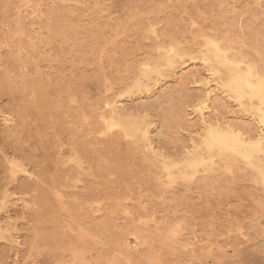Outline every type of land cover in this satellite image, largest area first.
Instances as JSON below:
<instances>
[{"label":"rangeland","instance_id":"obj_1","mask_svg":"<svg viewBox=\"0 0 264 264\" xmlns=\"http://www.w3.org/2000/svg\"><path fill=\"white\" fill-rule=\"evenodd\" d=\"M207 39L264 77V0H0V264H264L260 176L186 164L203 88L173 74H206ZM219 96L257 131L258 94Z\"/></svg>","mask_w":264,"mask_h":264},{"label":"bare ground","instance_id":"obj_2","mask_svg":"<svg viewBox=\"0 0 264 264\" xmlns=\"http://www.w3.org/2000/svg\"><path fill=\"white\" fill-rule=\"evenodd\" d=\"M51 33L53 34V32ZM67 36L68 34L65 35V37ZM206 42L212 47L213 51V58L209 56L202 57V61L207 67L205 69L206 74L195 76L193 74H188L186 71L183 72L182 68L178 70V67H176L173 74V77H176L178 80L188 79L190 83L203 88L201 98H199L194 105L193 113L195 115L190 118V120H192L195 117L202 133L197 132L194 134L191 132L189 136V146H182L185 154L191 153L186 158V164L196 169L204 166L206 163L211 165L214 157L218 154L235 159L242 158L247 161L253 171H255L264 182V168L261 166L262 157L264 158V109L262 107L257 108L255 113L256 116L254 114L252 117L253 122L257 125V131L250 133L248 128L244 125L242 114L238 109L231 112V118H223L217 116L214 107L211 106L213 100L220 98L219 95L221 94L233 98L236 101V106H240L243 101H246V98H249L247 100H251V97L258 94L259 102L263 105L264 77H261L258 71L252 70L249 65L246 66L244 71H241L239 66L241 62L238 61V59L237 61H231L226 50L222 49L217 41L207 39ZM239 45L241 44L239 43ZM255 54L260 56L257 52ZM215 61L221 66L229 64V66H226L228 73L225 74L224 77H222L219 70H217V66H213V62ZM211 82H213V84ZM217 92L219 93L217 94ZM121 95L123 96V94ZM121 95L105 101L104 106L108 108L109 111L101 115V123L104 128L103 130H99L98 133L105 132V130H113L121 125L119 120L121 113L116 111V109L121 111H125L126 109H124V106L120 105L123 104L121 103ZM3 121H5L4 118ZM4 123H6V121ZM120 131L123 132V130ZM148 133V129L144 126L140 138L145 142V147H147L152 154L163 155L159 153L156 146L152 144L149 138L150 133ZM7 197H9L8 194L2 195V206L7 202ZM21 202H23L24 207H27V202L22 200ZM168 230L170 229L168 228Z\"/></svg>","mask_w":264,"mask_h":264}]
</instances>
